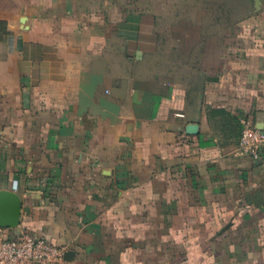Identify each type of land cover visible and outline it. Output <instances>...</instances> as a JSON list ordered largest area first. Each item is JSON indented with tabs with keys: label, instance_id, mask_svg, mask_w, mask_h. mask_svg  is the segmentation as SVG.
<instances>
[{
	"label": "crops",
	"instance_id": "1",
	"mask_svg": "<svg viewBox=\"0 0 264 264\" xmlns=\"http://www.w3.org/2000/svg\"><path fill=\"white\" fill-rule=\"evenodd\" d=\"M241 119L264 132V0H0V190L23 200L5 234L63 264H264Z\"/></svg>",
	"mask_w": 264,
	"mask_h": 264
},
{
	"label": "built area",
	"instance_id": "2",
	"mask_svg": "<svg viewBox=\"0 0 264 264\" xmlns=\"http://www.w3.org/2000/svg\"><path fill=\"white\" fill-rule=\"evenodd\" d=\"M239 153L254 160L261 159L264 132L249 120L241 119ZM65 249L40 238L31 231L22 230L15 237L0 228V264H63Z\"/></svg>",
	"mask_w": 264,
	"mask_h": 264
},
{
	"label": "water",
	"instance_id": "3",
	"mask_svg": "<svg viewBox=\"0 0 264 264\" xmlns=\"http://www.w3.org/2000/svg\"><path fill=\"white\" fill-rule=\"evenodd\" d=\"M255 10L260 11L263 6V0H254ZM257 129L261 130L257 127ZM189 135L199 134V125L190 124L187 127ZM23 211V200L19 194L14 191L0 190V228L15 229L21 224ZM75 252L68 251L64 255L67 262L73 261Z\"/></svg>",
	"mask_w": 264,
	"mask_h": 264
},
{
	"label": "rangeland",
	"instance_id": "4",
	"mask_svg": "<svg viewBox=\"0 0 264 264\" xmlns=\"http://www.w3.org/2000/svg\"><path fill=\"white\" fill-rule=\"evenodd\" d=\"M225 3V5H226V2H224ZM198 6H199V8L200 9H204L205 8V3H196ZM236 4L235 3H233V2H230V4L229 5H226V7H228L229 9H231V10H236L235 11V13H237L238 11V14H247L246 12H244L245 11V8L242 6V5H240V7H238V6H235ZM239 5V4H238ZM215 8H216V6H215ZM234 14V13H233ZM198 19V22H197V25H198V27L200 28V27H203V26H205L206 25V21H207V19H205V18H197ZM212 20V19H211ZM215 20V19H214ZM230 20L231 21H236V20H239V18L238 17H233V18H230ZM210 21V20H209ZM216 21V20H215ZM224 21H225V19H224ZM225 24V23H224ZM198 40H204V37H205V34H204V31L202 32V33H200V29H199V31H198Z\"/></svg>",
	"mask_w": 264,
	"mask_h": 264
},
{
	"label": "trees",
	"instance_id": "5",
	"mask_svg": "<svg viewBox=\"0 0 264 264\" xmlns=\"http://www.w3.org/2000/svg\"><path fill=\"white\" fill-rule=\"evenodd\" d=\"M218 113V112H217ZM215 114H216V112H215ZM221 114H223V113H221ZM240 133H241V126H240Z\"/></svg>",
	"mask_w": 264,
	"mask_h": 264
}]
</instances>
